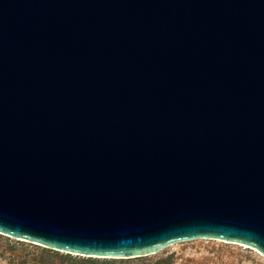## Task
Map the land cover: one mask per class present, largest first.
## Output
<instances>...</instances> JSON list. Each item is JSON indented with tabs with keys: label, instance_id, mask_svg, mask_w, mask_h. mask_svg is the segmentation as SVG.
I'll return each instance as SVG.
<instances>
[{
	"label": "water",
	"instance_id": "1",
	"mask_svg": "<svg viewBox=\"0 0 264 264\" xmlns=\"http://www.w3.org/2000/svg\"><path fill=\"white\" fill-rule=\"evenodd\" d=\"M0 235L264 258V0H0Z\"/></svg>",
	"mask_w": 264,
	"mask_h": 264
},
{
	"label": "rangeland",
	"instance_id": "2",
	"mask_svg": "<svg viewBox=\"0 0 264 264\" xmlns=\"http://www.w3.org/2000/svg\"><path fill=\"white\" fill-rule=\"evenodd\" d=\"M82 260L114 264H143L147 261H163V264H264L262 255L252 248L212 239L176 243L147 257L101 259L58 252L0 235V264H75Z\"/></svg>",
	"mask_w": 264,
	"mask_h": 264
},
{
	"label": "trees",
	"instance_id": "3",
	"mask_svg": "<svg viewBox=\"0 0 264 264\" xmlns=\"http://www.w3.org/2000/svg\"><path fill=\"white\" fill-rule=\"evenodd\" d=\"M115 262H104V263H98L97 261H93V260H82V261H78L75 264H114ZM143 264H163V261H157L155 263H153V261H147L144 262Z\"/></svg>",
	"mask_w": 264,
	"mask_h": 264
}]
</instances>
